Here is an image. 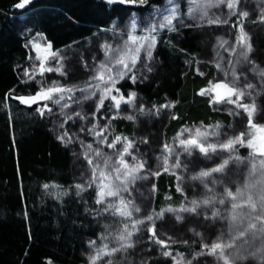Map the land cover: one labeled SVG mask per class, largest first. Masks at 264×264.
I'll return each mask as SVG.
<instances>
[{"label": "trees", "instance_id": "16d2710c", "mask_svg": "<svg viewBox=\"0 0 264 264\" xmlns=\"http://www.w3.org/2000/svg\"><path fill=\"white\" fill-rule=\"evenodd\" d=\"M166 1L148 0L145 5H133L107 4L105 0H31L28 6L21 9L16 7L19 0H0V264H86L91 246L89 240L99 244L107 239L111 236V231H107L110 225L115 227L114 231H121L125 223L131 228L128 217H117V214L104 212L100 204L96 203L97 189L93 172L96 171L97 160L90 153L102 141L97 140L90 132L79 131L81 127L92 123V115L88 110L89 101H67L69 108L64 109V116L49 115L47 111L41 116L36 109L43 101L30 106L24 105L15 99V95L34 94L42 87L52 86L54 81L58 82V86L68 84L76 85L77 88L94 82H106L109 72L105 70V79L101 81L100 65L96 62L105 61L106 56L110 59L113 55L115 59H119L120 54L106 51L105 45H111V49H115L117 44H121L116 39L109 38V33L114 28L120 31L126 29L133 14L138 19H143L152 12L163 9ZM233 19L238 21L237 18ZM251 24L255 23L250 22ZM255 27L258 29L251 38L253 63L242 65L237 61L234 65L232 58L227 67L230 77L227 84L230 87L243 90L246 83L256 85L253 91L255 102L247 94L240 101L248 104L251 112V116L247 114V127L243 130L246 141L259 131L254 127L255 124H264V113L260 111V106L264 103V84L261 83L264 74V30L256 25ZM198 30L190 26L176 27L171 31L162 29L156 35V63L153 72L147 73L139 63L137 65L149 79L137 85L127 79L118 81L117 86L124 84L122 92L125 99L130 97L131 91H136L137 96L133 100L138 106L145 105L147 110H168L167 118L161 116L159 120L153 121L152 132L144 127L139 128L136 119L135 122L128 121L106 113L105 109L112 104L111 100L106 102L102 110L106 123L110 124L108 129L111 137L114 139L120 135L132 140L134 144L131 150L139 159L151 162L152 156L160 160L168 157L167 172L164 171L163 161L159 177L154 175L156 170L153 175L129 186L138 189L134 191L133 198L141 209L140 213L133 210L131 219H142L153 211L156 214L163 212L158 218L154 215V220L157 235L168 240V248L155 243L154 239L149 240L151 233L141 225L131 242L120 243L118 258L115 254L110 257L114 264H123L124 260L127 261L125 264H184L185 260H193L194 264H225L219 256V249L218 253H212L210 248L203 249L202 244L210 246L212 243H222L220 240L223 239L228 242L224 248L225 254H229L232 249L228 245H232V248L243 247V242L251 236V232L244 237L239 235V230L247 227V214L251 209L238 197L236 200L231 199L228 211L223 215H229L227 223H217L219 219L214 224L211 220L206 223L200 213L211 210L207 207L199 208L195 214L182 210L183 207L191 206L193 198L202 199L206 195L221 193L223 188L210 186L209 191L202 187L201 180L192 178L198 176L199 172L180 174V170L173 168L177 153L182 166L191 163L190 166L197 167L198 159L205 157L198 147V151H194L197 154L192 152L189 155L188 152L179 151L175 148L174 140L187 128L202 127L213 133L215 126L227 127L230 123L229 115L218 113L212 107L214 104H221L214 102L211 93L213 86L218 83L214 79L216 65L214 67L203 62L208 48L202 46V34ZM37 33L47 43L52 42L53 52L65 57L59 63L69 71L68 76H61L55 71L41 76L25 74L31 65L26 39ZM101 42L105 43L104 48L98 49ZM115 59L109 64L112 75L120 70ZM85 61L88 67H85ZM199 64L205 71L203 75L196 71ZM57 66L55 61L53 68ZM243 71L246 79L240 75ZM237 80L240 81L239 84L236 83ZM10 89H16L11 97L8 95ZM112 94L119 95L115 92ZM72 95L77 100L81 94L77 90ZM86 95L91 97L89 93ZM64 102L61 101L62 104ZM57 106L49 102L53 113ZM68 110L81 114L69 119L71 112L68 114ZM176 116L180 119H175ZM249 120L252 121L251 124ZM56 122L67 125L72 137L78 134L84 141V146L57 141L56 137L64 133H58ZM135 133L139 135L134 137ZM260 133V143L264 146V132ZM121 141L125 144L124 140ZM86 144H92V149ZM164 144L169 145L171 152L164 148ZM237 153L246 160L264 158V155H257L247 143L238 147ZM89 158L92 160L91 164L88 163ZM143 173L145 172L141 170L139 174ZM178 176L180 180L177 179ZM115 180L120 181L117 176ZM89 182L92 184L91 188L87 187ZM45 184L48 185L47 188L44 187ZM78 184L85 187L78 189ZM178 185L184 188V192L177 191ZM140 191L146 199L141 198ZM233 203L239 206L236 220L232 219ZM96 210H99V215ZM177 216H182L183 220H177ZM257 223L259 227V222ZM198 233H202L203 238ZM222 234L226 237H220ZM182 240H188L189 244L178 242ZM256 240L259 246V236ZM193 241L196 243L193 244ZM196 247H201L203 253L198 259L191 255ZM164 250L172 251L175 261L163 257ZM245 264L264 262L257 257H250Z\"/></svg>", "mask_w": 264, "mask_h": 264}, {"label": "snow or ice", "instance_id": "6c2138e0", "mask_svg": "<svg viewBox=\"0 0 264 264\" xmlns=\"http://www.w3.org/2000/svg\"><path fill=\"white\" fill-rule=\"evenodd\" d=\"M107 4H115V3H121V4H139V5H145L148 3V0H105ZM171 2V0H170ZM223 0H217V3H222ZM31 3V0H19V3L16 5L18 8H25ZM235 0H228V7L232 8L234 7ZM209 5L205 4V8H207ZM180 10L178 7H174L172 9L171 15L170 16H165L164 20L167 22V26L171 27L173 24V20L179 15ZM207 15V12L205 11L204 13ZM244 17L249 16L248 11H244L242 13ZM261 21H264V15L260 17ZM181 25H183V20L181 19L178 21ZM209 23H228L227 20L224 21H219V20H210L208 21ZM166 25L161 23L159 24V27L163 28ZM131 27L133 29H136L138 27V18L133 14L131 18ZM145 29L146 31L155 33L157 29V25L154 22L153 17H149L146 22H145ZM240 33L242 34L238 40L237 44L242 45L239 48V52L237 53L238 55V63L240 64H251L253 63V45L249 43L246 40V34L244 33V25H240ZM37 35H40V33H37ZM113 35H115V28L113 29ZM130 39L135 43L134 48H128L127 45L125 44V47L123 49L117 48L114 49V53H119L120 58L115 59V55L111 59L106 58L105 61H102L99 66V77L100 80L103 81L105 79V70H108L109 75L107 76L106 82L103 84L102 88V94L99 96V106L98 109L105 108V100L110 98L112 101L115 103V108L119 109L121 106V101L125 99L124 93L122 92V89L124 88V84L120 83L119 86H117L118 81H124L125 79L130 80L133 85H137L138 83H142L146 80L149 79L148 76L144 74L140 70V68L137 66L138 63L146 69L147 73H152L154 66H155V56H154V49L157 47V37L155 34L144 37V36H131ZM227 43V41H225ZM48 50L49 54L52 56L53 59H56V53L51 52V49L53 47L52 42L49 41L48 43ZM68 47V46H66ZM37 49H39V46L37 45ZM111 49V45H105V50L108 51ZM233 52L236 51V49H232ZM141 53H143V56H141ZM45 60L48 59V56L44 57ZM95 59V57L93 58ZM115 59V63L117 65H120V70L115 74H111V69H109V64L112 63V60ZM65 60L64 56H60L59 60L57 61L58 66L53 68V67H48L45 68L43 64L40 66V73L43 75L45 71L47 72H59L61 76H68L69 71L64 67L63 64H60L59 61ZM231 63V61H229ZM85 67H88L87 61H85ZM139 73V75H138ZM27 74V73H25ZM201 75L204 73L201 72ZM240 75H243V73H240ZM95 79V77H93ZM246 79V77H245ZM237 84L240 83L239 80L236 81ZM261 83L264 84V74H262V80ZM97 87H99V84H97ZM93 88L92 84H87L85 87H80L77 88L76 85H59L58 82L54 81L52 86L49 87H42L39 91L34 92V94L30 95H15V99L17 101L22 102L24 105H32L34 103H37L39 101H43L44 103L37 107L36 112L40 114L41 116L45 115V112L49 115H53V109L49 107V102L51 101L55 105L60 106V115L64 116L65 112L64 109L69 108V103L67 101H72V103H80L81 101H87L89 99V96L86 95L91 89ZM216 88H222L224 89V93L221 94L220 92H217L216 96L213 98L214 101H224L227 100L231 104L237 105V107L242 108L247 110L249 108V105L246 103H242L240 101L244 100L246 97V94L248 97H251L253 102H255L256 97L253 96V91L256 89V85L253 83H246L244 86L243 90H239L237 87L233 86L230 87L227 83H219L216 85ZM80 92V97L77 100L73 99V93L75 91ZM252 90V91H249ZM264 91V89H262ZM16 92V89H10L8 92L9 97L14 95ZM118 93L119 95H113L112 93ZM201 93H203V90H201ZM58 94V95H54ZM92 95H96L95 92H92ZM67 96V100H65V97ZM137 96L136 91H131L129 99L135 98ZM233 96H236V99H233ZM61 101H65L63 104ZM174 105V102H173ZM169 105H164V107H168ZM253 106H255L253 104ZM80 107H83V104H80ZM146 106L141 105L140 110L143 113L145 110ZM106 111H111L112 110V105H109ZM260 111L264 113V103L261 104L260 106ZM80 112H74V115L79 117ZM95 115V113H93ZM155 115H159V111L155 113ZM233 115H239L238 112H234ZM249 116H251V112H249ZM175 119H180L179 116L174 117ZM71 119V117H69ZM128 119L133 120L136 119L135 116H129ZM249 124L252 123L251 120L248 121ZM61 129H63V124L60 125ZM100 127V124L94 123L92 127L86 128V127H81L79 131L81 133L85 132H90L93 135H96L97 140L102 141L103 143L108 144V147L110 148H115L117 146V142H120L121 140L125 141L124 147L122 152L120 153V158H119V165L121 167H117L115 169L116 174H117V179L121 181V183L118 184H113L112 186H109L107 184H104L103 181H101V187L98 192V198L96 200L97 204H100L105 197H119V205L120 206H115L112 203H109L106 207L103 208L104 212H109L110 209H115L116 212H119L121 216L128 217L131 222V230L125 231L123 233L119 234V239L117 243L123 242L130 240L133 232H138L140 230V226L143 225L144 227L147 228L148 232L151 233V235L148 237L149 240H155V243L159 245H163L165 249L168 248V240L166 239H161L157 235V226H156V221L154 220V215L157 216V218L161 215H163V212L156 214L154 211L152 214H146L142 219H131L133 216V210L136 213H140L141 209L139 206H137L134 203L135 198L132 200H128L125 195H122V193L126 194L129 193L130 191H138L135 187L130 188L129 186H134L137 180H143L147 178L148 175L152 174L151 173V166L149 165V162L147 159H139L137 156L132 155L131 149L133 148L134 142L127 137H122L120 135L115 136V138L109 142L108 136L107 135H101L96 131L97 128ZM110 127V124L105 123L103 128H101V132L105 131ZM255 128L259 129L260 131L264 132V124H255ZM197 135L198 136H204L205 140L204 142H200L199 140L195 138H190V139H181L179 140V144L181 146H186L184 147V151L188 152L189 155H191V147L196 146L199 148V151L205 156H207L209 159H211L210 156H208L209 150H211L213 153L216 152L217 148L221 149H229L232 151H236L235 145H242L247 143V146L254 149L255 151L259 152L261 155H264V149H259L254 140L249 139L245 140V133L240 132L239 136H232L231 138H228L225 141L218 140L217 143H208L206 136V133H201L199 129H197ZM218 135V134H217ZM57 141L59 142H65L71 144L72 138L69 136L67 132H65L63 135H58L56 137ZM79 139V137H77ZM81 146H84V141H81ZM87 147L89 149L92 148V144H88ZM164 148L169 150L171 152V149L169 148L168 144H164ZM125 154L127 155H132V161L133 163H129L128 160H126ZM87 155V153L85 154ZM96 155L100 156L102 153L100 150L97 148L96 150ZM143 155V154H141ZM230 159L225 158L222 159V162L216 163L214 167L208 169V170H203L200 171L198 176L192 177L193 179H199L202 181V187H204L207 190H211L210 186H220L224 189L223 192L221 193H214L211 195H206L202 199H196L193 198L190 201L191 206L190 207H183L182 210L185 212H190V213H197L198 209L201 207H207L211 209L210 211H204L200 213L202 216V219L207 223L208 221H213V224L216 220L218 219H224L225 217L222 215L221 211L219 208L215 207V204L218 203L219 205H225L226 201L223 196L227 197H235L233 196L232 190L228 187L232 181L230 180L229 177V167H230ZM237 160L243 159L242 157H237ZM88 163L91 164L92 160L89 158ZM264 163V162H262ZM164 164L165 168L164 171H168V157L164 158ZM182 166L181 160H180V155L179 153L176 154L175 156V163L174 167L175 168H180ZM148 168L147 173L139 174L141 173L142 169ZM183 167L187 169L188 165L183 164ZM213 173H220L221 175L219 177L213 176ZM139 174V175H138ZM162 173L157 170L154 175L159 177ZM93 175H95V172H93ZM105 174L102 172L101 176L103 177ZM178 180L181 178L178 176ZM45 188L48 187L47 184L44 185ZM78 189H83L85 185L83 184H78L76 186ZM88 188L92 187V184L89 182L87 185ZM155 188L156 186L153 185ZM177 191L179 192H184V188L180 187L179 185L177 186ZM237 195H246V203L248 204L249 208L251 209V212L247 214V227L245 230H239V235L241 237L246 236L247 233L251 232V236L243 242L244 246L243 247H236L232 248V245H228L229 248L232 249V251L229 254H225L224 248L225 246L221 243H212L210 246L207 243L202 244L203 249H209L212 253H216L217 250L219 249V256L223 259L225 264H245L246 261L249 260L250 257H257L259 258L262 262H264V173L261 174L259 179H252L249 181V183L245 186L243 189V192H241V189H236ZM77 195H79V192H77ZM185 196L187 194L185 193ZM129 205H131V210L129 209ZM239 206L235 203L231 205L232 208V219L236 220L237 219V208ZM96 214L99 215L100 212L99 210H96ZM177 220L182 221L183 217L182 216H177ZM243 223V220L241 221ZM259 222V227L258 223ZM211 226V225H210ZM124 228L127 230L129 229V224L125 223ZM192 231H195V229H191ZM198 235L203 238L202 233H198ZM257 236L260 238L259 246L257 245ZM171 239V237H169ZM179 243H182L184 245H188L189 241L188 240H182L178 241ZM196 242L193 241V244ZM90 245H95V241L89 240ZM131 245H129L130 247ZM107 247V245H105ZM126 250V249H125ZM119 251L120 249L118 247H112L110 250V253L108 254L109 257L112 254H115L118 258L119 256ZM201 247H196L195 251L191 253V255L194 256L195 259H198L202 255ZM163 257L172 259L175 261V257L173 256L172 251L164 250L162 252ZM183 256V254H181ZM100 259L99 252L97 251L96 253L92 254L90 253L86 257V264H97V260ZM101 264H103V261H101ZM107 264H114V260L111 258L107 259ZM178 264V262H176ZM184 264H194L193 260H185Z\"/></svg>", "mask_w": 264, "mask_h": 264}, {"label": "rangeland", "instance_id": "374dc122", "mask_svg": "<svg viewBox=\"0 0 264 264\" xmlns=\"http://www.w3.org/2000/svg\"><path fill=\"white\" fill-rule=\"evenodd\" d=\"M205 4H208L209 6L205 8ZM174 7H178L180 10L179 15L173 20V24L171 27L167 26V22L164 20L165 16H170L172 9ZM205 11L207 12V15H205ZM244 11L249 12L248 17H244L242 13ZM264 15V0H235L234 7L229 8L228 7V0H223L222 3H217V0H167L165 7L160 10H156L152 12L149 16L143 19H138V27L136 29H133L131 27V22L129 23L128 27L124 30H115V35H113V31L109 33L110 36H108L111 39H116L118 42H121V44H117L115 49L121 48L123 49L125 47V44L127 45L128 48H134L136 45L135 43L130 39L131 36H150V35H158L162 29H166L167 31H171L176 27H183V26H190V27H195L198 28V31H201L202 34V41L201 44L202 46H207L208 51L207 53L204 54L203 56V62H206L209 65H216L215 68V80L218 81L217 84L219 83H224L230 79L229 73H228V62L230 59L233 58L234 60V65H236L238 61V55L237 53L239 52V48L242 45L237 44L238 38L242 35L240 33V25H244V33L246 34V40L251 43V38L254 36L256 33V30L258 29L256 26L259 28H262L264 30V21H261L260 17ZM154 18V22L157 25V29L155 33L146 31L145 29V22L149 17ZM233 18H237L238 21H234ZM183 20V25H181L178 21ZM210 20H219V21H224L227 20L228 23H209L208 21ZM250 22H253L255 24L253 27L250 25ZM165 24L166 26L161 28L159 27V24ZM112 33V34H111ZM227 41V43H225ZM105 43L98 44V49L99 48H104L103 45ZM109 44V43H108ZM37 45L39 46V49H37ZM48 43L39 35H34L26 39V47L27 51L29 53V59H30V67L29 70L26 72L27 74L31 76H41L40 73V66L43 64L45 68L48 67H53L55 61L59 60L60 54L56 53V59H53L52 56L49 54L48 50ZM232 49H236L235 52L232 51ZM111 53H113L114 49H109ZM51 52L52 49H51ZM55 53V52H54ZM116 55H119V53H116ZM48 56V59L45 60L44 57ZM109 56H106L105 58H108ZM111 59V58H110ZM97 65H100L101 62H96ZM215 67V66H214ZM196 71L198 74L203 72L205 74L204 69L201 68L200 64L196 67ZM44 73H48L45 71ZM43 73V74H44ZM245 71H243V77H245L244 74ZM201 75V74H200ZM105 81L101 82H94L93 88L88 92L91 97H89V113L92 115L90 117V121L92 122L90 125H86V128H91L94 123H99L100 127L96 129L98 133L101 135H107L109 142L113 140V138L110 135L109 129H106L105 131L101 132V128H103L104 124L106 123V118L104 115H102V110L103 108L98 109L99 106V96L102 94V88L103 84ZM97 84H99V87H97ZM216 85L213 86V90L211 93L215 97L217 92H220L221 94L224 93V89L222 88H216ZM92 92H95L96 95H92ZM111 99L108 98L105 100V104L107 101H110ZM112 101V100H111ZM216 103H221L220 105L214 104L212 105L213 109L218 112V113H223L227 114L230 116V123L227 125V127H223L221 125L215 126L216 130L213 133H209L206 128L202 127H193V128H187L182 130L177 138L174 140V145L175 148L178 149L179 151H184V147L186 146H181L179 144V140L181 139H190V138H195L199 140L200 142H204L205 137L204 136H198L197 135V129L200 130L201 133H206V139L208 143H217L218 140L225 141L228 138H231L232 136H239L240 132H243L244 127L247 122V114L249 113V110H245L242 108L237 107L235 104H231L229 102H222V101H214ZM112 110L106 111V113L110 114L113 117H122L126 120L128 119L129 116H135L136 121H138L137 125L139 128L144 127L145 130L148 132L154 127L153 121L154 120H159V118H167L168 117V110H161L159 111V115H155L157 111L155 110H147L145 109L144 112L142 113L140 110V106H138L133 98L132 99H124L121 101V106L119 109L115 108V103L112 101ZM92 107V109H91ZM71 112V114H69ZM75 112V111H74ZM73 111L68 110V118L73 117L74 115ZM234 112H238L239 115H233ZM95 113V115H93ZM54 116H60V106L58 105L56 107V111L53 114ZM162 116V117H161ZM135 122V119L131 120ZM65 123L67 122L64 121ZM254 123V121H253ZM56 127L57 131L60 134H63L65 132H68L67 125L61 129L60 125L63 124L62 122L59 124L56 122ZM255 124V123H254ZM254 130V129H253ZM139 131V130H138ZM152 132V130H151ZM87 133V132H85ZM69 134V132H68ZM137 133L134 134V137H136ZM218 134V135H217ZM139 135V133L137 134ZM69 136L72 138V143H78L81 145V137L77 135L73 136L69 134ZM79 139H77V137ZM96 138V135H94ZM250 139L254 140L256 145L258 146L259 149H264V146L261 142V133L260 130L256 131L255 135H253ZM125 142V141H124ZM71 143V144H72ZM123 142H117V146L115 148H110L108 147V144L101 142L100 145L98 144L91 150V155L96 158V163H95V176H94V184L97 189V198H98V192L101 187V181H103L104 184H107L109 186H112L113 184H118L121 183L120 181H116V171L115 169L117 167L122 166L119 165V158H120V153L123 150L124 144ZM97 144V143H96ZM87 145V144H86ZM173 145V143H172ZM242 145L238 144L235 145L236 151H232L229 149H221L217 148L216 152L213 153L211 150H209L208 156L211 157L209 159L207 156H205L203 159L199 158L197 161V164L199 166L197 167H192L189 164L187 169H185L183 166L180 168H177V170H180V174L182 173H190L192 172H200L203 170H208L212 167L215 166L216 163L222 162V159L229 158L230 159V167H229V177L232 183L228 185V187L232 190L233 196L235 197V200L240 198L243 200L244 204L248 206L246 203V193L244 195H237L236 189H241V192H243V189L245 186L249 183L250 180L252 179H259L261 174L264 173V158H257L256 161L252 160H246V159H240L237 160V157H240L237 153L238 147H241ZM97 148L100 150L102 155L97 156L96 155V150ZM198 149L196 146L191 147V153L197 154ZM132 155H135L133 153V150H131ZM257 155H260L259 152L256 151ZM132 155H127L125 154V159L129 161V163H133L132 161ZM137 156V155H135ZM263 158V159H262ZM163 161L160 159H156V157L152 156L151 162H149V165L151 166V173L150 175H153V172L156 170L161 169L163 166ZM173 168H175L173 166ZM145 173L148 172V168L146 167L145 169H142ZM104 173L105 175L102 177L101 173ZM215 176L219 177L221 174L220 173H213ZM115 178V179H114ZM220 188V186H218ZM224 191V189H223ZM122 195H125L128 200H132L134 196V191H130L129 193H122ZM140 196L143 199H146L143 194L140 191ZM222 198L225 199L226 203L225 205H219L218 203L215 204L216 208H219L222 215L226 211H228V206L230 205V201L233 197H227L226 195L223 196ZM119 197H105V199L100 203V206L102 209L106 207L109 203H112L115 206H120L119 205ZM131 208V205L128 206ZM210 211V210H209ZM110 214H117L118 216H121L119 212H116L115 209H110L109 212ZM224 219H219L217 223L219 222H226V218L229 217V215H225ZM115 227L110 225L109 229L107 231H111L110 235L108 236L107 239L103 240L99 244H95L94 246L91 245L89 246V250L87 253V256L92 253H96L97 251L99 252L100 259L97 260V264L101 263L103 261V264L107 262V259L109 257V253L112 247H121L120 243H125V242H131L133 237L136 235L135 232H133V235L130 240L123 241L120 243H117L119 239V234L123 233L125 231L131 230L123 228L121 231L117 230L114 231ZM105 236V235H103ZM220 237H226V235L222 234ZM221 239V238H220ZM222 241L221 244H223L225 247L228 244L227 241L221 239ZM219 243V242H218ZM107 245V247H105ZM219 250H217L216 253H218ZM127 261L124 260L123 264H125Z\"/></svg>", "mask_w": 264, "mask_h": 264}]
</instances>
